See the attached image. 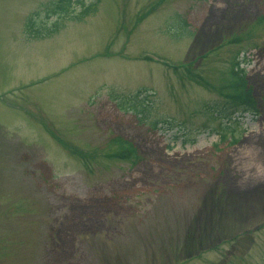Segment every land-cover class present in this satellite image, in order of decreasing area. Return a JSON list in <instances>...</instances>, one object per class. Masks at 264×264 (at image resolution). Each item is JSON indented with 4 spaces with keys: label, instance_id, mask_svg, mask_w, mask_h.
Returning <instances> with one entry per match:
<instances>
[{
    "label": "rangeland",
    "instance_id": "374dc122",
    "mask_svg": "<svg viewBox=\"0 0 264 264\" xmlns=\"http://www.w3.org/2000/svg\"><path fill=\"white\" fill-rule=\"evenodd\" d=\"M49 1L0 0V264H264V0H99L32 39Z\"/></svg>",
    "mask_w": 264,
    "mask_h": 264
},
{
    "label": "trees",
    "instance_id": "16d2710c",
    "mask_svg": "<svg viewBox=\"0 0 264 264\" xmlns=\"http://www.w3.org/2000/svg\"><path fill=\"white\" fill-rule=\"evenodd\" d=\"M160 2H162V0ZM160 2L154 4V6H157ZM98 3L99 0H51L45 4L46 10L44 12L47 17H54L55 20L50 25L44 26L45 28H43L38 22V28L33 29L36 28L35 18L38 16V12H35L32 17L27 18L24 25V32L32 39L41 40L50 34L56 33L62 27L63 21L79 23L82 22L84 18L93 15L97 10ZM193 73V71L191 72L187 70L185 74L196 81L195 78L199 77ZM196 82L207 87V84L201 78ZM231 84L236 86V92L232 97L228 96V98H226L229 107H225L223 110L225 111L228 108H231L229 113L223 112V117L230 122L225 129L226 131L228 129L229 133H232L233 129H235V126L231 127L233 114L238 111H240V113L249 112L252 107L250 93L244 89L245 82L242 77L238 80L231 79ZM238 108H241V110H238ZM220 139H225L224 133L220 134ZM236 141V139H233V142Z\"/></svg>",
    "mask_w": 264,
    "mask_h": 264
},
{
    "label": "bare ground",
    "instance_id": "6f19581e",
    "mask_svg": "<svg viewBox=\"0 0 264 264\" xmlns=\"http://www.w3.org/2000/svg\"><path fill=\"white\" fill-rule=\"evenodd\" d=\"M258 196H260V195H259V192L253 191V189H252V190H250L248 193L244 194L243 198L246 199V200H248V199L250 200V198L255 199V197H256V199H257ZM204 208H205V207H204ZM236 209H238V207H236Z\"/></svg>",
    "mask_w": 264,
    "mask_h": 264
}]
</instances>
